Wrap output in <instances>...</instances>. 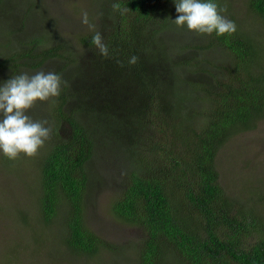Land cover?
I'll use <instances>...</instances> for the list:
<instances>
[{
    "label": "trees",
    "instance_id": "1",
    "mask_svg": "<svg viewBox=\"0 0 264 264\" xmlns=\"http://www.w3.org/2000/svg\"><path fill=\"white\" fill-rule=\"evenodd\" d=\"M242 1L264 24V0ZM215 2L227 8L223 14L237 30L199 34L201 49L222 57L217 89L203 85L201 96L183 91L191 83L178 74L194 65L180 60L188 46L165 42L168 22L177 16L175 0H102V13L90 20L93 31L78 39L82 54L55 35L54 23L28 31L25 19L21 31L13 25L0 31L4 81L43 70L67 82L48 101L67 135L55 134L56 142L40 159L37 215L44 227L59 225L68 252L97 260L112 251L122 264H264L263 208L230 196L217 164L231 138L264 119V25L251 33L238 7ZM113 3L124 11H114ZM8 4L0 0V9ZM30 10H23L25 16ZM96 32L108 46L107 58L92 44ZM132 56L138 57L134 65ZM83 62L84 73L75 75ZM108 142L126 173L112 213L142 230L140 240L122 249L85 223L92 185L87 164ZM18 214L28 223V214Z\"/></svg>",
    "mask_w": 264,
    "mask_h": 264
},
{
    "label": "rangeland",
    "instance_id": "2",
    "mask_svg": "<svg viewBox=\"0 0 264 264\" xmlns=\"http://www.w3.org/2000/svg\"><path fill=\"white\" fill-rule=\"evenodd\" d=\"M101 1L9 0V4L0 9V31L7 32L12 27L21 31L25 19L28 21V31L43 27L45 23H54L55 35L67 42L76 54H82L84 49L78 39L94 29L81 23L82 13L86 11L89 20H95L103 11ZM219 1L228 7H238L239 15L248 21L245 27L251 33L260 31L262 21L248 14L242 0ZM27 8H32L28 17L23 13ZM167 26L169 38L165 42L170 47L179 44L183 48L188 46L180 50V57H183L180 60L194 62V65L183 67L178 72L182 79L191 83L189 89L185 87L183 91L201 96L203 85L209 90L217 89L216 80L220 78L219 66L222 61L220 53L201 49L205 42L198 37V33L192 34L186 26L177 27L172 21ZM2 40L1 37L0 43ZM85 69L83 62L80 69L73 73L83 74ZM3 76L4 73L0 74V86L5 82ZM193 103L197 105V102ZM27 114L33 120L46 119L52 128V135L34 157L21 154L16 160H8L0 152V264H122L117 262L116 254L112 251L103 252L97 260L72 254L61 246L57 223L54 224L58 227H44L39 223L37 198L40 159L56 142L54 135L61 134L64 137L67 129L55 123L48 102H37ZM98 150V154H101L87 164L92 173V185L85 199L88 200L85 223L96 235L122 249L131 241L140 240L142 230L114 217L111 208L125 184L122 182L126 173L120 156L111 154L115 151L112 142ZM217 164L221 183L230 196L241 199L248 206L257 204L264 212V119L258 121L252 130L231 138L221 149ZM20 212L29 215L28 223L21 220ZM35 231L36 241L33 240ZM132 264H136L134 260Z\"/></svg>",
    "mask_w": 264,
    "mask_h": 264
},
{
    "label": "clouds",
    "instance_id": "3",
    "mask_svg": "<svg viewBox=\"0 0 264 264\" xmlns=\"http://www.w3.org/2000/svg\"><path fill=\"white\" fill-rule=\"evenodd\" d=\"M112 8L124 11L119 3H113ZM175 10L177 16L172 19L173 23L198 34L224 36L237 30L236 23L223 14L227 8L215 0H175ZM81 23L89 28L95 27L86 11L82 13ZM92 44L103 57L109 56L108 46L100 32L95 33ZM137 61L138 57L132 56L129 64L134 65ZM66 84L60 74L41 70L31 75H15L0 86V152L4 156L9 160H16L21 154L34 157L51 139L52 128L48 121L33 120L27 113L37 102H48L58 97L62 85Z\"/></svg>",
    "mask_w": 264,
    "mask_h": 264
}]
</instances>
